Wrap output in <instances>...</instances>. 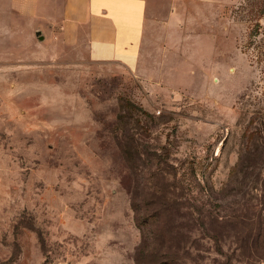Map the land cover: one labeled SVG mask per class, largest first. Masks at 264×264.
<instances>
[{
  "label": "rangeland",
  "instance_id": "obj_1",
  "mask_svg": "<svg viewBox=\"0 0 264 264\" xmlns=\"http://www.w3.org/2000/svg\"><path fill=\"white\" fill-rule=\"evenodd\" d=\"M150 2L135 68L0 7V264H264V0Z\"/></svg>",
  "mask_w": 264,
  "mask_h": 264
},
{
  "label": "crops",
  "instance_id": "obj_2",
  "mask_svg": "<svg viewBox=\"0 0 264 264\" xmlns=\"http://www.w3.org/2000/svg\"><path fill=\"white\" fill-rule=\"evenodd\" d=\"M22 18L39 19L99 63L138 65L153 7L150 0H0ZM42 12L45 13L40 15ZM171 20H174L172 13ZM40 33V32H38Z\"/></svg>",
  "mask_w": 264,
  "mask_h": 264
},
{
  "label": "water",
  "instance_id": "obj_3",
  "mask_svg": "<svg viewBox=\"0 0 264 264\" xmlns=\"http://www.w3.org/2000/svg\"><path fill=\"white\" fill-rule=\"evenodd\" d=\"M40 38H41V39H43V37H42V36H41Z\"/></svg>",
  "mask_w": 264,
  "mask_h": 264
}]
</instances>
